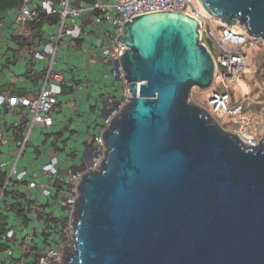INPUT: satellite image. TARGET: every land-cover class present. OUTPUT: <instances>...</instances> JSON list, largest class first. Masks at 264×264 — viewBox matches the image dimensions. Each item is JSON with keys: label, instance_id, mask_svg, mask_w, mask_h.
I'll return each instance as SVG.
<instances>
[{"label": "water", "instance_id": "water-1", "mask_svg": "<svg viewBox=\"0 0 264 264\" xmlns=\"http://www.w3.org/2000/svg\"><path fill=\"white\" fill-rule=\"evenodd\" d=\"M198 1L264 39V0ZM131 18L119 40L132 96L103 132L102 165L81 179L61 264H264V136L248 145L191 100L216 78L199 19Z\"/></svg>", "mask_w": 264, "mask_h": 264}, {"label": "built area", "instance_id": "built-area-1", "mask_svg": "<svg viewBox=\"0 0 264 264\" xmlns=\"http://www.w3.org/2000/svg\"><path fill=\"white\" fill-rule=\"evenodd\" d=\"M38 3V0H23L22 4L17 6L19 15L17 17L18 28L16 34H20L26 24L30 22H38L42 12L47 15L58 16L57 30L49 36V41L44 45L43 49H36L33 56L36 59L43 60L47 57L49 65L47 66L45 83L35 98L24 96L8 97V95L0 94V103L8 102L12 107L16 103H21L32 112L31 125L27 126L25 133L18 142L20 148L18 157H20L26 148L29 135L36 124L51 126L54 123L52 113L58 104L59 96L62 92L64 77L55 69L56 53L58 44L65 37L79 38L84 33L83 25L78 21V17L84 11L95 13V23H109L114 33L110 41L101 48L103 55L110 59L112 73L123 82L125 89L121 99L109 97L110 107L112 111H108L106 119L103 120V126L100 133L94 137L95 144L86 150L82 158L80 166L81 170L72 169L70 178L60 174V158L58 155L50 157L43 164L42 169L48 176H55L57 182L62 184L61 189V205L65 208V214L68 222L65 226L66 239H61L59 234L51 232L46 238L42 239L39 229L42 220L39 219V211L41 205L45 202L41 197L48 201L53 197V189L51 186L43 185L42 194L39 197L32 198L29 204L25 203L28 208L29 222H32V231L28 232L22 220H18L16 226H12L5 232L0 234V244H7L3 250H0V264H61L64 260V250L67 244L74 241V209L76 201L79 197V185L83 175L86 172L99 169L106 156V145L103 139V132L109 127L112 118L117 116L129 102L131 92L129 82L125 78V71L120 63L121 48L126 49L124 42L119 37L124 33V25L126 20H132V16L151 10H173L185 12L195 16L201 21L200 42L204 44L213 56L216 67V78L211 86V90L207 94V101L211 106V113L216 118H223L224 121H232L239 124L235 130L239 137L248 145L259 144L260 139L256 138L248 129L250 115L244 110L245 103L252 100L250 96L242 93L241 98L233 103V85H237L239 79L248 74L252 70L254 63L252 51L256 50L258 37L248 36L247 30L237 22L229 25L220 17H213L203 10L199 1L197 4L194 0H94L90 6H72V0H42L32 6V3ZM41 8V9H40ZM2 22L0 21V27ZM115 61H118L117 65ZM222 80L217 83V78ZM119 104L116 105L115 101ZM191 100L194 101L193 92ZM261 121L264 125V111L261 113ZM218 119V118H217ZM4 164L1 165V168ZM7 172V179L3 186L0 203L4 201L5 191L14 188L20 183H27L30 188L37 187L35 180L26 179V171L20 170L14 164ZM47 212V211H45ZM39 234V235H38Z\"/></svg>", "mask_w": 264, "mask_h": 264}, {"label": "crops", "instance_id": "crops-1", "mask_svg": "<svg viewBox=\"0 0 264 264\" xmlns=\"http://www.w3.org/2000/svg\"><path fill=\"white\" fill-rule=\"evenodd\" d=\"M41 1L38 0V3ZM38 3L33 2L32 6ZM71 5L84 6V3L72 0ZM18 15L17 7L0 12V94L8 95L9 98H35L45 83L50 57L39 60L33 53L36 49H43L49 36L56 32L59 19L53 16L40 24L28 23L20 34H16ZM94 15L93 12L84 11L78 17L84 27L82 36L65 37L58 44L54 67L63 75L64 81L58 104L52 113L54 123L51 126L34 125L20 157L17 141L22 138L27 126L31 125L32 112L21 103L12 107L8 102L0 103V169L9 171L15 164L18 169L26 171L27 180L38 183L35 188H30L26 182L20 183L3 196L4 201L0 203V232L12 223H19L6 203L14 198L19 200L26 197L31 200L39 197L43 185L53 189L47 212L59 214L56 211L59 209L61 214H65V208L61 205L62 184L57 182L55 176H48L42 166L50 157H59L60 153L66 152L60 161V174L70 178L71 170L82 163L86 150L95 144L93 142L90 146L98 128L101 130L103 117L110 107L108 98L119 99L123 95V82L113 75L110 59L101 52L115 31L107 22L95 23ZM50 130L52 132H48ZM83 133L88 135L82 141L83 147L76 146L70 150L68 140ZM2 164L4 167L1 168ZM2 191L3 187L0 188V197ZM41 199L47 202L44 197ZM55 203L57 206L52 211ZM32 225V222L25 224L28 232L33 230Z\"/></svg>", "mask_w": 264, "mask_h": 264}, {"label": "trees", "instance_id": "trees-1", "mask_svg": "<svg viewBox=\"0 0 264 264\" xmlns=\"http://www.w3.org/2000/svg\"><path fill=\"white\" fill-rule=\"evenodd\" d=\"M81 1L84 3V6H90L94 2V0H81ZM22 2L23 0H0V12L8 8H14V7L16 8L18 5L22 4ZM53 16H56V15H47L46 13L42 12L41 18L38 22H30V23L40 24L45 19H48L49 17H53ZM257 66H258V69L255 72L254 78L264 83V57L263 55L260 58H258ZM254 91L257 92L258 89H255ZM261 94L258 97L257 103L253 102L252 100L247 101L245 103L244 110L247 111L248 113H250L251 110L254 112L264 111V91ZM121 98L122 96L119 99ZM233 102L234 103L236 102V99L234 98V93H233ZM101 126H103V124ZM223 126L226 129H229L227 128L226 124H223ZM98 130L99 131L94 136L100 133V129ZM93 142H94V137H93V141L90 146H92ZM6 179H7V172L2 171L0 169V188L4 186ZM10 192L11 191L6 190L5 195ZM22 198L19 200H15L14 198L13 200H10L6 204L8 205L7 206L8 210L11 211V213L15 216L16 222H18V220H22L24 224H28L30 221L28 217L29 216L28 208L26 209L25 203L22 202ZM23 199L27 201L26 204L27 203L29 204V201H30L29 199H27L26 197H24ZM48 206H49V203H45V204L43 203L41 205V211H39V219L42 220V225L39 229V233L41 234L42 239L43 238L47 239V237L51 234L52 231L55 234H59L61 239L63 240L66 239L65 226L67 225V222H68L66 215L50 214V212H45L48 210L47 209ZM12 226H16V225L12 223V225L7 226L5 230L1 231L0 234L5 232L7 229H9ZM5 247H7V244H4V243L0 244V250H3Z\"/></svg>", "mask_w": 264, "mask_h": 264}, {"label": "rangeland", "instance_id": "rangeland-1", "mask_svg": "<svg viewBox=\"0 0 264 264\" xmlns=\"http://www.w3.org/2000/svg\"><path fill=\"white\" fill-rule=\"evenodd\" d=\"M194 1L197 4H199L198 0H194ZM242 27L245 28V26H243V25H242ZM248 35H249L248 36L249 38L252 37L250 34H248ZM252 53H253L252 55H253V60H254L252 70L250 72H248L247 76L244 75L243 77H241L239 79V82L237 85H233L232 92L234 93V98L236 99V102L241 98L242 93H244V94H246V96H250V98L252 99L253 102L257 103L258 97L264 91V83H262L259 80L254 78L255 72L258 69V66H257L258 58H260L262 55L264 57V39L259 38L256 50L252 51ZM221 80L222 79L220 77H218L217 83L220 84ZM212 87H215V85H212ZM210 88L204 89V90L199 89V88H194L192 92L194 95V102L199 104L201 107H203L204 109L208 110L211 113V106L209 105V103L206 99L207 94L211 90ZM255 89H258V91L255 92L254 91ZM261 112H254L251 110V112L249 113L250 120H249V124H248L249 131L256 138H258L260 140H262V138L264 136V125L262 124V121H261V114H260ZM211 114L217 122H219L222 126H223V124H226L227 128H229L230 130H235L236 127L239 126V124L234 123L231 120L230 121H228V120L224 121V119L220 118V117H217L218 118L217 119L213 113H211ZM48 132H52V131L50 130ZM87 136L88 135L85 133H83V135H81V136L75 135L70 140H68L67 146L69 147L70 150L72 147H76V146L77 147L78 146L83 147L82 141H84ZM89 139L91 140L90 136H89ZM65 155H66V152L60 153V155H59L60 161H61V159H63L65 157ZM77 161H79V159H77ZM67 178H69V176H67ZM56 202L58 203L59 201H56ZM56 206H57V204L55 203L51 210L54 211L55 210L54 207H56ZM56 211L59 212V214L62 213L61 210H59V209H57ZM67 250L73 251V241L67 244V247L64 250L65 256L67 255Z\"/></svg>", "mask_w": 264, "mask_h": 264}]
</instances>
